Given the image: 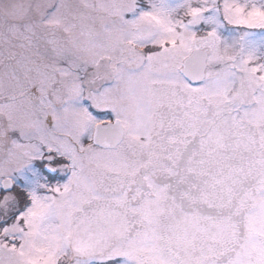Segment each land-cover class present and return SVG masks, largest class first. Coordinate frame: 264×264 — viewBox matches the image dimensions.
<instances>
[{"label":"snow or ice","instance_id":"6c2138e0","mask_svg":"<svg viewBox=\"0 0 264 264\" xmlns=\"http://www.w3.org/2000/svg\"><path fill=\"white\" fill-rule=\"evenodd\" d=\"M0 264H264V0H0Z\"/></svg>","mask_w":264,"mask_h":264}]
</instances>
